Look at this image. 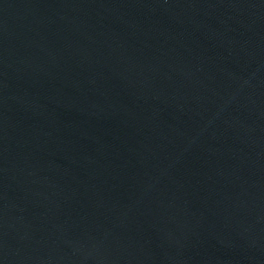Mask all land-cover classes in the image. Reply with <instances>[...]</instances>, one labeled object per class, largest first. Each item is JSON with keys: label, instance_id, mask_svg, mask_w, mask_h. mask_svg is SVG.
<instances>
[{"label": "water", "instance_id": "water-1", "mask_svg": "<svg viewBox=\"0 0 264 264\" xmlns=\"http://www.w3.org/2000/svg\"><path fill=\"white\" fill-rule=\"evenodd\" d=\"M0 264H264V0H0Z\"/></svg>", "mask_w": 264, "mask_h": 264}]
</instances>
